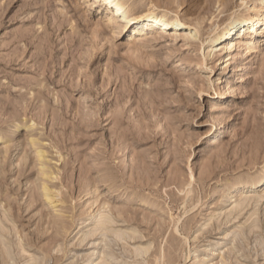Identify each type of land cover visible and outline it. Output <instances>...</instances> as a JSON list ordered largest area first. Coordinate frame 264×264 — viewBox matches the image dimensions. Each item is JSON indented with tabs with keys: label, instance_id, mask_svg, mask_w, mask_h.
Instances as JSON below:
<instances>
[{
	"label": "rangeland",
	"instance_id": "rangeland-1",
	"mask_svg": "<svg viewBox=\"0 0 264 264\" xmlns=\"http://www.w3.org/2000/svg\"><path fill=\"white\" fill-rule=\"evenodd\" d=\"M122 1L0 0V264H264V0Z\"/></svg>",
	"mask_w": 264,
	"mask_h": 264
},
{
	"label": "bare ground",
	"instance_id": "bare-ground-1",
	"mask_svg": "<svg viewBox=\"0 0 264 264\" xmlns=\"http://www.w3.org/2000/svg\"><path fill=\"white\" fill-rule=\"evenodd\" d=\"M104 2L108 8H111L113 11V16L110 18L112 21L113 17L115 15L117 16H124L126 18V25H130L131 33L129 35V40L133 41L137 37L139 33H141L143 30L148 29H175L179 30L182 29L185 23H183L180 19H172L171 17H168L166 15H158V14H148L145 17L136 16L134 14L129 13V9L126 6V2L122 0H96V2ZM104 4V5H105ZM260 15V14H259ZM123 18V17H121ZM257 20H259L258 14H236L230 17V19L224 23V25L220 28V30L216 33L214 36H211L209 39V45L215 44L217 42H224L229 40V42H225V49L232 50L235 45V37L241 34L242 31H244L247 27H249L251 24L253 25ZM136 24L135 26H133ZM190 26V25H188ZM254 32L257 33L255 36L250 35L249 37L239 39L238 44L242 47V54H245L252 50L251 53H259L258 51V45L255 42L256 36L264 35V29L257 30L256 28H253ZM243 34V33H242ZM237 39V38H236ZM19 124V122H17ZM217 142V138H214L212 140V145H214ZM257 175L255 174H249L250 180H252L251 185L246 186L245 188H250L254 184H256L258 181L256 178L264 176V166H262L257 172ZM218 182L220 184H226L225 180L223 178L219 179ZM239 185L237 183H234L231 187V191L229 192V195L232 196L238 189ZM245 192V191H244ZM190 255V254H189ZM200 257V256H199ZM203 257V256H201ZM205 256L203 258H200L197 260L195 264H206L205 263Z\"/></svg>",
	"mask_w": 264,
	"mask_h": 264
}]
</instances>
